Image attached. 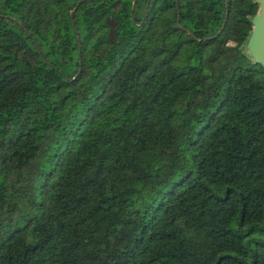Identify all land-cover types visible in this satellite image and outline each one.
Listing matches in <instances>:
<instances>
[{"label": "trees", "instance_id": "16d2710c", "mask_svg": "<svg viewBox=\"0 0 264 264\" xmlns=\"http://www.w3.org/2000/svg\"><path fill=\"white\" fill-rule=\"evenodd\" d=\"M257 12L0 0V264H264Z\"/></svg>", "mask_w": 264, "mask_h": 264}, {"label": "water", "instance_id": "95a60500", "mask_svg": "<svg viewBox=\"0 0 264 264\" xmlns=\"http://www.w3.org/2000/svg\"><path fill=\"white\" fill-rule=\"evenodd\" d=\"M253 1L258 6V12L250 19L252 31L245 48L254 64L264 69V0Z\"/></svg>", "mask_w": 264, "mask_h": 264}, {"label": "rangeland", "instance_id": "374dc122", "mask_svg": "<svg viewBox=\"0 0 264 264\" xmlns=\"http://www.w3.org/2000/svg\"><path fill=\"white\" fill-rule=\"evenodd\" d=\"M50 60L56 64L67 74L69 75L70 68L67 66V64L64 61H59L58 59H55L53 57L50 58Z\"/></svg>", "mask_w": 264, "mask_h": 264}]
</instances>
